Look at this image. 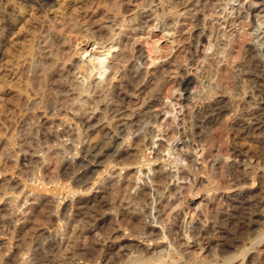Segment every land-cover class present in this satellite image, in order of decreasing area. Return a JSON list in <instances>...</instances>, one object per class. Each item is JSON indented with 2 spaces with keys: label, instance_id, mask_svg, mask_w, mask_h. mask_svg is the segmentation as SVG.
Masks as SVG:
<instances>
[{
  "label": "rangeland",
  "instance_id": "rangeland-1",
  "mask_svg": "<svg viewBox=\"0 0 264 264\" xmlns=\"http://www.w3.org/2000/svg\"><path fill=\"white\" fill-rule=\"evenodd\" d=\"M45 1L47 4L43 5L42 0H0V218H6L5 220H7L10 218L11 213L13 212L16 215V220H20L14 225V227L8 230L3 229L2 232L5 235H0V243L2 245L3 253H7L8 250H15L17 246H21L22 244H25V242L28 245H32L31 252L29 253L27 259L28 261L34 260L33 263L35 261L41 262L45 258L50 257V255H52L51 253L61 242L62 237L56 236V229L60 225L57 219V211L60 205L59 199L65 196L67 190L65 189L66 187H55V184L57 183L60 185L62 182H66L67 184L70 183L69 179H61L62 181L59 180L58 169L60 167V163L62 162V159L66 157L69 159L73 158L77 153V150L79 149L80 152L82 148L84 149L86 145L85 143L88 141L87 137H85V134H83V136L77 135V133L81 134L80 131L82 129L80 126L81 116H79V114L82 113V115H84L85 113L87 116L93 115L97 118L103 116L101 115L100 111L92 113L93 111L90 104L91 101L87 99V96H83L84 98L81 96V90L69 91V89H67L60 96L57 95L53 90V87H56L58 83V77L56 75L57 73H61L66 68H68L71 70V72L67 74V81L65 82L66 78H62V81L65 82L66 86L73 83H79L80 81L77 78V74L80 71L77 70H83L85 67L84 60L87 59L86 54L83 53V50L86 48L84 42L87 32L97 31L99 30V27L104 26L107 27L108 31H110V28H108L110 24H107V20L108 18H113L115 20V12L109 10L104 5L105 0ZM113 2H117V0H113ZM124 2L125 9L132 10L134 8V5L130 6L127 0H124ZM208 2L212 3L213 0H208ZM246 2L247 0L244 1V3ZM230 3L232 4V2ZM240 4L241 0H238L235 4L233 3V5L236 7H241ZM200 10L202 9L200 8ZM203 13H206L208 18L207 30L205 32L206 40L198 49L200 55L208 47L212 32L211 29L213 28L212 26H215V23L217 22L216 20L214 21L215 17L210 18L209 10L202 13H196L195 11L192 14L193 16L196 14V16L199 17L202 16ZM133 15L134 12L129 11L118 18L120 19L123 16H126L130 19L134 17ZM257 15L258 18L255 19L256 23L258 19H261L260 21L264 20V6L257 7V12L253 15V18H255ZM253 18L241 19L236 18V15L233 14H231L229 17V19L233 22H236V24L233 25V27L228 28L227 33L231 34L234 32L233 34L236 39L239 38V35L246 36V41L242 51L236 48L232 52L233 56H236L234 60H237H235V62L233 60L231 65V71L234 75L232 83L234 96L229 100L232 104L231 108H228V111L221 119L218 118V120L209 124L206 128V131H204L205 129L203 130V141L202 139H200L201 141L197 139V142L200 144L197 146H192L193 148H197V150H193L192 153H190L188 151H191V146L190 148L186 147L188 144L184 143L185 138H183L184 136L182 135L185 132L184 135L187 134L190 136V138H187V141H191V133H195V129L192 126V124H194L192 114L197 108H192V106L195 104V101L193 100L191 103H184V111L179 117V120H181L180 124H182V126L174 127L176 130H178L177 132H180V134L178 136L176 135V139L173 141L172 146L169 147V153L166 152L164 158H167V162H171L168 160L173 159H171V157L169 158L168 156L169 154L173 153L172 150L174 148L175 154L179 152V149L188 148L185 149L188 153H190L191 156L188 158V162L191 165L193 164V168H191L192 171L194 168L198 171L196 182L202 181L203 187L196 190L198 187L197 183L192 184L193 180L191 177L187 181L183 180L177 183L176 180L171 183L170 181H167L166 184L169 183L167 185L170 188H173L174 185H182L185 188L183 190V197L181 200L182 202H185L186 205L184 206L185 208L180 210L179 221L183 223V218L185 214H187L185 222L192 221L194 219L193 221L199 222L198 224L202 226L201 228H204L202 229L203 232L199 237H197V239L190 241L189 252L191 250L192 253H194V255H192L196 257V260L198 259V261L212 262V264H226L225 260L229 258L234 260H231V263L229 262L228 264H264V207L256 210V215L259 216L252 217V220H257V223L253 224L249 221L250 217H246L247 211L241 207L242 205H240V207L238 205L237 207L235 204H232L234 208L229 207L231 204L228 201V198H239L240 202L243 198L245 200H264V124L257 126V121L254 124V121H252L253 119L249 117L251 111L254 112L256 109H261L263 112L260 111V113H264V74L263 72L260 73L257 70L251 69L254 60L261 61V65L263 67L262 69H264V56L262 55L263 52H261L263 49L262 47L260 48L261 50L256 48V46L258 47V42L262 40L264 34H257L255 32L257 24L253 22ZM194 21L195 20L192 19V16L187 15L182 17L180 23L183 25L182 29H184L183 31L185 34L179 37V33L177 34L173 30H166L165 27H158L152 31L151 29L154 28L153 17L147 18L144 16L141 18V22L146 23V30L142 29L143 32H140L142 35L136 37H139L140 40L138 43H136L135 50H142L145 55L144 60H133V62L141 64V70L145 73L147 71L146 63L150 61L151 53L152 56H155L156 54L159 55L161 53L160 55H163V57H167L166 55H170L171 53L172 55L168 56V60L177 64V66L179 65L182 70H190V59L188 58H190L193 45L190 43V40L187 39L189 34L191 35L190 32L192 30V25H194ZM222 22L223 21H221V23ZM74 27L75 29H73ZM224 28L225 29L221 27V29L226 30V27ZM241 28L242 30H240ZM98 33L99 32L97 31V35H99ZM166 33L170 35L164 36ZM43 34H50L49 37L50 40L52 38V41H49V46L52 49H55V40H61L60 45L62 52L60 53L58 64L54 66V70L52 71L53 73L51 72L50 74L51 77L48 76V79H50H39L41 83L43 82L44 89H42L40 93L41 95H37L32 91L31 87L33 83H37L34 77L35 75L31 71V67L33 65L31 59L32 56L36 57L37 59L38 55H40L37 51H39L38 44L42 40ZM125 34H128L127 37L132 39L135 35L134 32L132 34ZM258 36L259 38H257ZM212 37H214V35H212ZM178 39H181V42H178ZM171 41L174 42L171 43ZM30 48L34 51L33 55H28L27 53ZM249 48H252L253 52H246V49ZM117 51L118 49H116V52ZM206 53H208V55L212 54L213 49H208ZM109 57H111V55ZM42 58L44 60V55L41 57V59ZM152 69L153 67H150L148 69V73H152ZM195 69L196 67L192 68V74L195 73ZM251 71H253V73L249 74ZM259 73L263 75V78L259 77ZM147 80H151L150 74L146 75L145 82ZM40 81L38 82L40 83ZM173 81H175V79H169L168 82L163 85V88L160 92L162 107L155 108L154 111L156 109L157 112L162 111V109H165V107L167 110L170 103L172 104L173 108L177 107V103L183 99L178 93V84L181 81V78H177V82ZM203 81L205 82V80ZM214 81L216 82V80ZM239 85H241V87L238 88ZM195 86L189 90V94L192 99L198 94V90L194 88ZM251 98L256 104V107L260 108H255L254 104L252 105L249 103ZM81 101L82 103L83 101H87V103H83L82 105ZM176 110H178V107ZM73 111L75 114H78L77 117H74L76 115ZM29 119H32L33 122H35V125H33L31 129L32 134H30L31 136L33 135L32 141L35 145L32 146L33 148H31L37 152L33 157H29V160H32L31 163L34 162L33 164L29 163L30 161L26 163L22 160L24 154L27 152L32 153L30 148H28V145L26 147L23 146L22 148L18 146L19 144L25 145L24 142L22 143L20 141L21 139H19V136L22 133L20 130L23 129L21 128L23 127L22 123L29 121ZM43 123L45 125L44 129L43 127L40 128V124L42 125ZM153 126L149 128V131L151 130L150 133L147 131L148 135L144 133V131L139 135H143V137H141L142 139L144 136L150 137L151 139V136L157 132L155 133L157 136V138H155V142L157 143V141L161 139L159 136L161 134L158 133L159 129L157 130V128ZM220 128L222 130L221 132ZM152 131L155 132L153 133ZM41 132L42 134H47L46 137H43ZM69 133L71 136L68 135ZM96 134L93 135L91 139H89V142L91 140H93L91 141L93 143L98 141L99 135L96 137ZM60 135H66V139L63 140L61 137L60 140ZM75 139H79V142H77V140L75 141ZM151 140H149V138H146V140L143 139V144H140V147L131 148L132 151L130 149L131 154H134L135 157L133 156L129 161L131 162V160L134 158L135 161L138 158V161L134 162L133 160L134 163L131 162L129 165L126 164L127 166H125L122 170V179L125 177L137 184V179L140 177L139 186L140 184L143 185V182L145 183L147 181L143 173L149 167L147 165L141 164V160H143L144 157L143 155L148 156V159L150 160V163L153 165V167H157L162 163L161 161L154 160L157 148L150 145V142H152ZM149 146H152L153 148ZM125 148H128V146L126 145ZM146 148H148V150ZM19 149H21V152ZM46 149H49L50 151H48V154H46V156H48L43 162V157L45 156L43 153L40 154L38 152L41 150L44 152ZM67 149L71 151L68 152ZM22 150L27 151L22 152ZM174 153L172 155H175ZM7 155L10 156L9 159L6 157ZM60 156L63 157L61 158ZM129 161L128 163H130ZM181 163H183L182 160L175 162L177 165H183L186 162L183 164ZM172 169V171H174V168ZM96 170L99 171H97V173L94 175L93 180L89 181L90 184L86 185V187L83 186V190L85 192H82L80 195L76 193L75 195V198L84 199V201L89 202V205L87 206V208H89V212L95 211L98 206L100 208V204L105 201V195H103L104 189H99L101 186L100 183L105 182V180L109 181L111 173L113 174L114 172H119L118 168L109 169L108 171H105L102 168H96ZM138 170L140 171L139 174ZM30 171L32 174L28 173ZM34 174L36 176L39 174L40 177L44 178L46 182L48 181V183L51 180L55 182L49 185H45L46 183H44V185L40 186L39 182L37 183L31 181V178H33ZM114 174L116 175L117 173ZM143 178L145 181H143ZM90 188L95 189L90 193L86 192V189ZM134 193L135 190L133 189L132 194ZM26 194L27 196H33V199L36 198V202L39 198V204L33 203V201H31L33 203L32 206L29 205L30 203H28L26 206L23 205V202L27 197ZM205 194H210L213 199L208 205V209L206 208L207 213L205 215L207 216L201 218L195 213L194 208L196 209V205L201 202L203 196H206ZM84 205L82 206L84 207ZM91 205L94 206L95 209ZM235 206L237 208H235ZM102 211V216L97 219L95 223L97 226H101L103 222L106 224L107 221H111L112 218H115L114 211L113 213L111 211H107L108 213H105L104 209ZM78 212V208H74L68 215H71L74 218L75 213L78 214ZM222 213L225 214V216ZM4 215L7 216L5 217ZM221 217L223 218L222 222L219 220ZM182 223L180 224L182 225ZM211 227L217 229V231L220 230V227H224L223 229L227 231V240L229 245L234 243L233 245L231 244L232 246L230 245L231 247L227 249V251L222 252V249L218 246V243H221L220 239H213V242L208 240V235L206 232ZM97 233L101 234L98 232V230L96 232L95 229H92L91 232L89 231V233L86 232L85 234L78 233L77 235L79 238L77 239L78 241L76 240V247L78 245L77 248L79 249L77 250L79 252H83L87 248H90L92 241L94 243L99 242L101 245L105 244V246L108 247L111 246L109 243L110 241H105L104 237H111L113 232H111L112 234L107 232L109 235H99ZM41 236L47 237L48 240L46 241L45 245L36 248L34 239L38 240V238ZM11 238L13 239L11 240ZM122 241L128 243L129 245H133L134 247H137V245L141 246L142 242L138 241V239L121 236L120 242ZM208 242H210V245ZM130 248L131 247L127 249L128 256L133 251H135ZM133 256H137V254H131V257Z\"/></svg>",
  "mask_w": 264,
  "mask_h": 264
},
{
  "label": "bare ground",
  "instance_id": "bare-ground-1",
  "mask_svg": "<svg viewBox=\"0 0 264 264\" xmlns=\"http://www.w3.org/2000/svg\"><path fill=\"white\" fill-rule=\"evenodd\" d=\"M127 1L129 2L130 6L134 5V8L132 10L124 8V0H117V2H113V0H105L104 5L109 10L115 12V20L113 18H108L107 20V24H110V26L108 27L110 28V31L107 30L106 26H104L99 27V30H97L99 32V35H97V31L87 32L84 42L86 48L83 50V53H85L87 56V59L84 60L85 67L83 68V70L75 68L78 69L77 71H80L77 74V78L80 82L77 84L73 83L68 86L65 85L68 77L67 74L71 72V70L68 68H66L61 73H57L56 75L58 77V83L55 81L57 85L56 87H53V90L57 95L60 96L67 89H69V91L81 90V96H87V99L91 101V103L89 101L88 102L91 104V108L93 111L92 113L100 111L101 115H103L97 118L93 115L87 116V114L85 113L84 115H82V113L79 114V116H81L80 126L82 129L80 131L81 134L77 133V135L83 136V134H85L88 143L85 140L86 145L84 149L82 148L83 150L81 149L80 152L78 149L73 158L69 159L66 157L62 159V164L60 163V167L58 169L59 171L56 170L58 171L59 180L69 179L70 181L69 184H67L66 182H62L60 185H58L57 183L55 184V187H66L65 189L67 190L65 196L59 199L60 205L57 211V219L60 225L56 229V236L62 237L61 242L55 250L53 249L54 251L51 253L52 255H50V257L45 258L41 262L35 261L34 263V260L28 261L27 259L29 253L31 252L32 245H28L25 242V244L17 246L15 250H8L7 253H3L2 245L0 243V264H212V262L198 261V259L196 260V257L193 256L194 253H192L191 250V253L189 252L190 241L197 239V237H199L203 232L202 229L204 228H201L202 226L198 224L199 222L193 221V218L192 221L185 222L187 215L185 213V216L182 215L184 216L183 223L179 221L180 210H182V208H185L184 206L186 205V203L182 202L181 200L183 197V190L185 188L182 185H174L173 188H170L167 185L169 183L166 184V182L170 181L171 183L176 180L177 183L183 180L187 181L191 177L193 180L192 184L197 183L198 187L196 190L203 187L202 181L196 182L198 171L195 168L192 171L191 168H193V164L191 165L188 162V158L191 157L190 153H192L193 150H197V148H193L192 146H197L200 144L197 142V139H202L203 141V130L205 129L204 131H206V128L209 124L218 120V118L221 119L223 115L228 111V108H231L232 104L229 100L234 96V89L232 87L234 75L231 71V65L234 58L236 57L233 56L232 52L236 48L242 51L246 41L245 35H239V38L236 39L233 34L234 32L231 34L227 33L228 28L233 27V25L236 24V22L231 21L229 17L231 14H233L236 15V18L252 19L253 15L257 12V7L264 6V0H247L246 3H244V1L246 0H241V7H236L235 5H233V3L235 4L238 0H213L212 3H209L208 0ZM230 2H232V4ZM42 3L43 5L47 4L45 0H42ZM200 8L202 10H200ZM207 10L210 11V18L215 17L214 21L216 20L217 22L215 23V26H212L213 28L211 29L212 32L208 47L200 55L198 49L206 40L205 32L207 30L208 16L206 15V13H203L202 16L198 17L196 16V14L193 16L192 13L195 11L196 13H202ZM129 11L134 12V17L130 19L126 16H123L120 19L118 18L119 16L124 15ZM187 15L192 16V19L195 20L194 25H192L191 28L192 30L189 28L191 30V35L189 34V37L187 39L190 40V43L193 45V50L191 51L190 58H188L190 59L189 65H191V69L182 70L179 65L177 66V64L168 60V56L172 55L170 53L171 51L169 50L170 55H166L164 53L167 56H164L165 58L163 57V55H160L161 53L159 55L156 54L155 56H152L151 53L150 61L146 63L147 71L145 70L146 72L144 73L141 70V64L133 62V60H144L145 55L142 50H135V45L140 40L139 37H136L142 35L140 34V32H143L142 29L146 30V23L141 22V18H143L144 16H146L147 18L153 17L154 28L151 29L152 31L158 27H165L166 30H173L177 34L179 33V37H181L185 34V32L183 31L184 29H182L183 25H181L180 21L182 17ZM256 18H258V15L253 18L254 23H256ZM260 20L261 19H258L256 23L257 26L255 32L257 34L261 33L263 35L264 20ZM221 21L223 22L221 23ZM221 27H223V29H225L224 27H226V30L221 29ZM73 29H75V27ZM240 30H242V28ZM133 32L135 33L133 39L128 38V34H125H132ZM49 35H42V40L38 44L39 51H37L40 55H38L37 59L34 56H32L31 59L32 64L34 65H32L31 71L35 75L34 77L37 81V83L34 81L35 84L33 83L31 87L32 91L37 95L41 93L42 89H44L43 82L41 83L39 79H48V76H50L51 72L54 70V66L58 64L59 56L62 52V48L60 45L61 40H55V49H52L49 46V41H52V38L50 40ZM167 35L170 34H164V36ZM212 35H214V37H212ZM257 38H259V36ZM181 39H178V42H181ZM173 42L171 41V43ZM261 47L263 49V51L261 52H263L262 55L264 56V36L262 40L258 42V47L256 46L258 50ZM116 49H118L117 52ZM208 49H213V53L208 55V53H206ZM252 50V48H249L246 49V52H253ZM27 53L28 55H33L34 51L30 48ZM43 55L44 60L43 58L41 59ZM110 55L111 57H109ZM261 64V61L254 60L251 69L257 70L260 73L263 72L264 74V69H262L263 67ZM150 67H153V69L151 70L152 73H148V69ZM193 67H196L194 74H192ZM252 73L253 71H251L249 74ZM260 73L258 74L260 75L259 77L263 78V75H261ZM148 74H150L151 80H147L145 82L146 75ZM62 78H66L65 82L62 81ZM177 78H181V81H178V93L179 96L183 98H180V102L177 103L178 110H176L177 107L173 108L172 104L170 103L167 110L165 107V109H162V111L157 112V109L154 111L155 108L162 107L160 92L163 88V85H165L169 79H175L176 81ZM203 80H205V82ZM214 80H216V82ZM38 81H40L41 84ZM38 83L41 86H39ZM193 86H195L194 88L198 90V94L192 99L189 94V90ZM239 87H241V85H239L238 88ZM192 100L195 101V104L192 106V108H197L192 114V119H194V124H192V126L195 129V133H191L192 138L190 139V142L187 141V138H190V136H188L187 134L184 135L185 132L182 135L184 136L183 138H185L184 143L188 144V146L186 147L190 148L191 146V151H188L190 152L188 153L185 150L188 148L179 149V152L175 154L174 148L172 151L175 155H172L173 153H171L168 156L173 160H168L171 162H167V158L164 159L165 153H169V147L172 146L173 141L176 139V135L178 136L180 134V132H177L178 130H176V128L174 127L182 126V124H180L181 120H179V117L184 111V103H191ZM83 103L86 104L87 101H83ZM249 103L252 105L254 104L255 108H260L256 107V104L254 103L252 98ZM260 111L262 110L256 109L254 110V112L251 111V113L249 114V117L253 119L252 121H254V124L257 121V126L264 124V113H262L263 111L260 113ZM75 115L76 116L74 117L78 116V114ZM32 119H29V121L25 123L23 122V127L21 128L25 129L20 130L22 132L21 134L19 133L20 131L18 132L20 134V141L22 143L24 142L25 145H17L20 148H22L23 146L26 147L28 145V148H30V150L32 151V153L27 152L26 154H24L22 160L26 163L29 161V163H31L32 160H29V157H33L35 153H37L36 151H34V149H32V146H35L32 141L33 135H30L32 134L31 129L33 125H35V122H33ZM153 125L155 126V128H157V130L159 129L158 133L161 134L159 135L161 139L157 141V143L155 142V138H157L155 134L157 132L155 131V133L152 131L154 133L151 136L152 140L150 139V137L146 136H144L143 139L146 140V138H149V140L152 141L150 142V145L157 148L154 160L161 161L162 163L157 167H153V165H151L150 163V160L148 159V156L143 155L144 157L143 160H141V164L147 165L149 168L143 173L147 181L145 183L143 182V185L140 184L139 186L140 177H138V183L136 184L132 180H128L125 177L122 179L121 174L124 167L131 164V162H133V160L135 159H132L131 162L129 161L130 158H132L133 156L135 157L134 154H131V148H138L140 147V144H143V139L141 138L143 137V135L141 136L139 134H141V132L143 133V131L147 134V131H149V128ZM44 126V123L42 125L40 124V128L43 127L44 129ZM150 131L148 133H150ZM221 131L222 130L220 128V132ZM95 134L96 137L99 135L98 141L93 143L91 142L93 140H91L89 142V139H91V137ZM46 135L42 134L43 137H46ZM68 135H70V133ZM65 136L66 135H60L59 139L61 137L63 140L66 139ZM76 140L77 139H75V141ZM78 140L77 142H79ZM126 145L128 146V148H125ZM146 145L148 147L147 142ZM152 146L149 147L153 148ZM146 149L148 150V148ZM20 150L21 149H19V151ZM23 151L25 150H22V152ZM48 151L50 150L46 149V151L44 152L42 150L38 152L40 154L43 153V155L45 156L43 157V162L48 156H46V154H48ZM69 151L71 150H68V152ZM6 157L8 159L10 158L9 155H7ZM179 160H182L183 163H186H181L183 165L175 164V162ZM128 161L130 163H128ZM137 161L138 158L136 161L134 160V162ZM33 163L34 162H32L31 164ZM96 168H102L105 171L118 168L119 172H114L117 173L116 175L114 173H111L109 181L105 180V182L100 183L101 186L99 187V189H104L103 195H105V201L100 204V208L96 204L98 206H96V210L89 212V208H87L89 202L84 201V199H77L75 198V195L76 193L80 195L82 194V192H85L83 190V186L86 187V185L90 184L89 181L93 180L94 175L97 173V171H99L96 170ZM172 168H174V171H172ZM28 173H31V171ZM139 173L140 171L138 170V174ZM39 174L37 175L39 177L34 174L33 178H31V181L37 183L39 182L40 186L44 185V183H46L45 185H49L55 182L51 180L48 183V181L46 182V180L44 178H41ZM143 181H145L144 178ZM94 189L95 188L86 189V192L90 193ZM133 189L135 190L134 194H132ZM33 198V196H27L25 201L23 202V205L26 206L28 203H30L29 205L32 206L33 203H38L39 198L37 199V202L35 200L36 198ZM212 199L213 198L211 197V195L207 194L206 196H203L201 202L196 205V209L194 208V210L199 217L202 218L204 216H207L205 215L207 213L206 210L208 209V205L210 204ZM247 200L243 198L240 202L239 198H228V201L231 204L229 207L234 208L232 204H235L237 207L238 205L239 207L240 205H242L241 207L245 211H247L246 217H250L249 221L253 224H256L257 220H252V217L259 216L256 215V210L264 207V200ZM31 201H33V203ZM82 205H84V207ZM236 206L235 208H237ZM74 208H78L79 212L78 214L75 213V216L73 218V216L68 214H70V212ZM103 209L105 213L107 211H111L113 213L114 211L115 218H112L111 221H107L106 224H104L103 222L101 226H97L95 223L97 219L102 216ZM22 213L24 214L23 211ZM223 215L225 216V214ZM4 216L6 217L7 215ZM1 218L0 235H5L2 232L3 229L8 230L14 227V225L20 221L18 219V221L16 220V215L13 212L11 213L10 218H8L7 220H5L6 218ZM222 219L223 218L221 217L219 220H221L222 222ZM180 223H182V225ZM223 228L220 227L219 231H217V229H214L213 227H211L207 232L205 230L206 234L208 235V240H210L211 242H213L217 238L218 240H221V243H218V246L222 249V252L227 251V249H229L234 244L231 243L232 245H229V242L227 240V231ZM92 229H95L96 232L98 230V232H100L101 234L106 235H109V233L107 232H110V234H112L111 232H113V235L109 238H105L103 236L105 241H110L109 243L111 244V246L108 247L105 246V244L101 245V243L99 242L94 243L92 241V245H89L90 248L86 247V250H82L83 252H79L77 250L79 249L77 248L78 245L76 247V240L79 238L77 234H85L86 232L89 233V231L91 232ZM121 236L138 239V241H142L141 246L137 245V247H134L133 245H129L126 242H120ZM12 239L13 238H11V240ZM47 240V237L41 236L38 238V240L34 239V244L36 248L41 247L45 245ZM208 243L210 245V242ZM129 247L135 250L131 254L136 253L137 256L131 257V254L128 256L127 249ZM231 260L232 259L229 258L225 260V263H231Z\"/></svg>",
  "mask_w": 264,
  "mask_h": 264
}]
</instances>
